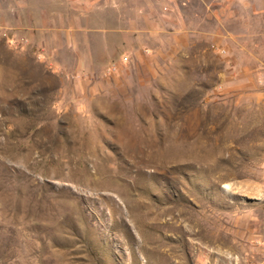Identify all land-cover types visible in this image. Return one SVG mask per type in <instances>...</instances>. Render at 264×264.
<instances>
[{
	"label": "rangeland",
	"instance_id": "rangeland-1",
	"mask_svg": "<svg viewBox=\"0 0 264 264\" xmlns=\"http://www.w3.org/2000/svg\"><path fill=\"white\" fill-rule=\"evenodd\" d=\"M0 264H264V0H0Z\"/></svg>",
	"mask_w": 264,
	"mask_h": 264
}]
</instances>
